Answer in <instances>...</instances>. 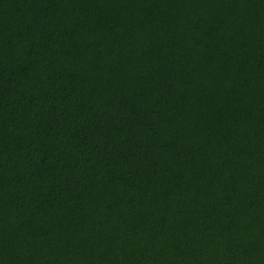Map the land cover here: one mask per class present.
I'll list each match as a JSON object with an SVG mask.
<instances>
[{
	"label": "trees",
	"instance_id": "trees-1",
	"mask_svg": "<svg viewBox=\"0 0 264 264\" xmlns=\"http://www.w3.org/2000/svg\"><path fill=\"white\" fill-rule=\"evenodd\" d=\"M0 264H264V0H0Z\"/></svg>",
	"mask_w": 264,
	"mask_h": 264
}]
</instances>
